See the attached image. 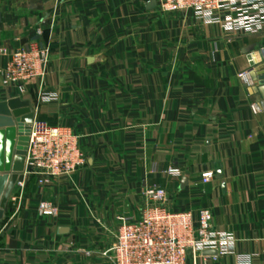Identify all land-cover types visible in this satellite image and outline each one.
<instances>
[{
  "label": "crops",
  "instance_id": "0c3cea01",
  "mask_svg": "<svg viewBox=\"0 0 264 264\" xmlns=\"http://www.w3.org/2000/svg\"><path fill=\"white\" fill-rule=\"evenodd\" d=\"M32 42L50 49L46 76L23 94L0 80V106L69 127L85 163L48 186L32 174L14 186L0 264H107L99 252L115 241L117 216L139 219L152 185L170 211L208 209L214 230L232 237L233 253L197 264H264V110L250 107L264 106V87L238 78L249 53L255 76L264 72V25L227 32L146 0H0V49ZM41 201L57 214L38 216Z\"/></svg>",
  "mask_w": 264,
  "mask_h": 264
},
{
  "label": "built area",
  "instance_id": "2783aa9c",
  "mask_svg": "<svg viewBox=\"0 0 264 264\" xmlns=\"http://www.w3.org/2000/svg\"><path fill=\"white\" fill-rule=\"evenodd\" d=\"M153 2L165 13L192 11L199 21L217 25L227 32L256 34L264 25V0H146L147 4ZM0 55L7 58L5 67L0 68L4 88L12 87L23 94L30 83L42 81L46 76L50 59V49L46 46L32 42L10 52L0 49ZM246 59L249 64L254 62L253 54H247ZM247 73L243 71L238 78L246 79ZM41 98L56 99L54 94H42ZM250 107L254 113L264 110V106L256 103ZM25 163L31 170L24 175L32 174L38 186H48L61 176L75 173L85 159L78 136L69 127L52 125L34 116ZM167 173L179 175L180 170L171 167ZM211 177L208 173L202 180L207 182ZM142 194L145 205L139 219L117 216L115 241L99 252L107 264H197V258L207 251L233 253L232 237L214 230L210 210L201 209L196 218L189 211H170L166 207V190L158 185L146 187ZM37 214L55 216L57 208L49 201H41ZM248 260L241 264H250Z\"/></svg>",
  "mask_w": 264,
  "mask_h": 264
},
{
  "label": "water",
  "instance_id": "95a60500",
  "mask_svg": "<svg viewBox=\"0 0 264 264\" xmlns=\"http://www.w3.org/2000/svg\"><path fill=\"white\" fill-rule=\"evenodd\" d=\"M152 4H155V2ZM261 59L264 61V55H261ZM255 64L256 61L250 63L251 68L247 73V79L254 86L263 88L264 72L255 76V70L253 69ZM9 106L14 109L12 107L16 106V102L9 103ZM33 118L34 114L28 107L13 110L11 114L0 106V130L4 129L7 134L6 143H8L5 161L3 162V157H0V220L5 216V207L14 186L23 182L25 172L31 170V166L25 163V155L28 147L30 124ZM204 255H216V252L207 251L204 252Z\"/></svg>",
  "mask_w": 264,
  "mask_h": 264
},
{
  "label": "rangeland",
  "instance_id": "374dc122",
  "mask_svg": "<svg viewBox=\"0 0 264 264\" xmlns=\"http://www.w3.org/2000/svg\"><path fill=\"white\" fill-rule=\"evenodd\" d=\"M6 142H7V141H5V142L3 143V148H4V149H6L7 144H8V143H6ZM4 153H5V152L3 151V156H4ZM2 159H3V158H2ZM3 162H4V161H3Z\"/></svg>",
  "mask_w": 264,
  "mask_h": 264
}]
</instances>
